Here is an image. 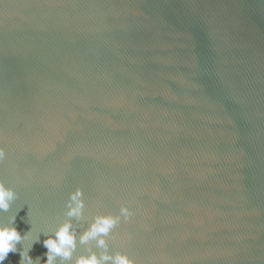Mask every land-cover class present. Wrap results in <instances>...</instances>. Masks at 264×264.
Instances as JSON below:
<instances>
[{"label": "water", "instance_id": "water-1", "mask_svg": "<svg viewBox=\"0 0 264 264\" xmlns=\"http://www.w3.org/2000/svg\"><path fill=\"white\" fill-rule=\"evenodd\" d=\"M0 144L21 234L81 187L140 264H264V0H0Z\"/></svg>", "mask_w": 264, "mask_h": 264}, {"label": "clouds", "instance_id": "clouds-1", "mask_svg": "<svg viewBox=\"0 0 264 264\" xmlns=\"http://www.w3.org/2000/svg\"><path fill=\"white\" fill-rule=\"evenodd\" d=\"M8 157V149L0 144V163ZM20 199L16 187L0 178V264H4L10 252L20 254L19 264H41V257L30 255L34 244L40 242L41 233L47 237L43 254L47 259L43 264H140L136 256L125 250L132 234L118 231L133 222L136 212L127 204H121L118 213L93 211L90 201L81 187L68 194L64 203L63 215L66 219L56 224L58 215L52 218L55 227L37 230L28 212L31 229L24 234L16 227L19 212L4 219L3 214L10 213ZM91 213L87 227L76 222L83 221ZM83 227L82 231H78ZM22 245L18 248L17 245ZM114 245L116 246L114 248ZM83 246V251L78 249Z\"/></svg>", "mask_w": 264, "mask_h": 264}]
</instances>
